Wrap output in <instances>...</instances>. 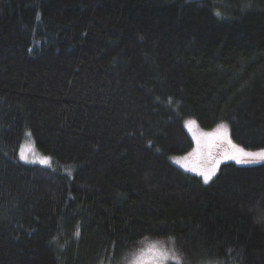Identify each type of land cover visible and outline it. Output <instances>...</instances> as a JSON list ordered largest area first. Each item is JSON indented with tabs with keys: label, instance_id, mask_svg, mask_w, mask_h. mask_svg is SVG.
Masks as SVG:
<instances>
[{
	"label": "trees",
	"instance_id": "trees-1",
	"mask_svg": "<svg viewBox=\"0 0 264 264\" xmlns=\"http://www.w3.org/2000/svg\"><path fill=\"white\" fill-rule=\"evenodd\" d=\"M188 119L264 150V0H0V264H264V163L186 173Z\"/></svg>",
	"mask_w": 264,
	"mask_h": 264
},
{
	"label": "rangeland",
	"instance_id": "rangeland-1",
	"mask_svg": "<svg viewBox=\"0 0 264 264\" xmlns=\"http://www.w3.org/2000/svg\"><path fill=\"white\" fill-rule=\"evenodd\" d=\"M221 125H226V124H221ZM219 126L211 130H205L198 124L196 120L194 119L186 120L184 123V128L191 137L194 146L189 153L178 157H172L171 159L172 164L179 167L186 173L198 176L203 181V178L200 175L196 174V172L190 171L189 169L193 167L205 168V169L210 168L212 166V161L219 159L220 163L216 167L215 174L208 182L210 183L219 173L221 167L224 164L235 163L237 165H242V166H253L264 163V159H260L259 157L250 159L245 163H236L235 160L222 159L223 146L218 142H216L212 135L213 133L216 132ZM227 130H228V137L232 141L228 126H227ZM232 143L235 144L233 141ZM236 146L239 147L238 145ZM244 151L251 153L264 152V150L248 151L245 149ZM18 160L26 165L40 166L47 169H52L55 166L54 160H52L49 156L42 154L37 149L34 140L30 135L26 137L19 150ZM153 246H155V249L157 251L149 253L147 250L152 248ZM131 252H130L131 254L127 255V257L124 258L119 264H134V261H137L138 258L141 257L146 262V264H156L157 261L159 262V264H175V261L171 258L167 260H162L159 257L158 252H168L170 254L179 257L180 264H188L186 260L182 259V256L180 255L179 251L170 241H155V242L147 241V243L141 244L139 247H137L134 251L132 250Z\"/></svg>",
	"mask_w": 264,
	"mask_h": 264
},
{
	"label": "snow or ice",
	"instance_id": "snow-or-ice-1",
	"mask_svg": "<svg viewBox=\"0 0 264 264\" xmlns=\"http://www.w3.org/2000/svg\"><path fill=\"white\" fill-rule=\"evenodd\" d=\"M215 141L223 146L222 148V159L226 160H235L236 163H245L250 159L259 157L260 159H264V152L259 153H251L244 151L243 148L237 147L228 137V130L226 125H220L215 133L212 134ZM23 158V156H22ZM220 163L219 159L212 161V166L210 168H197L193 167L189 169L190 171L196 172V174L200 175L203 178L204 183H208L212 176L216 172V167ZM149 253L157 251L155 246L147 250ZM159 257L162 260H167L169 258L175 261V264H180L179 257L170 254L168 252H158ZM134 264H146L143 258H138L137 261H134ZM156 264H159L157 261Z\"/></svg>",
	"mask_w": 264,
	"mask_h": 264
}]
</instances>
